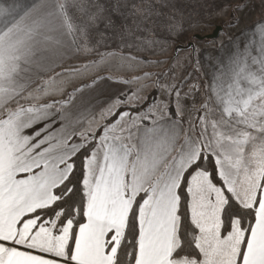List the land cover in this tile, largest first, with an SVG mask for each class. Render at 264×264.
Segmentation results:
<instances>
[{"label":"snow or ice","instance_id":"1","mask_svg":"<svg viewBox=\"0 0 264 264\" xmlns=\"http://www.w3.org/2000/svg\"><path fill=\"white\" fill-rule=\"evenodd\" d=\"M92 7H0V264H264V25L198 106L149 72L103 107L49 100L53 61L91 51Z\"/></svg>","mask_w":264,"mask_h":264},{"label":"rangeland","instance_id":"2","mask_svg":"<svg viewBox=\"0 0 264 264\" xmlns=\"http://www.w3.org/2000/svg\"><path fill=\"white\" fill-rule=\"evenodd\" d=\"M88 3L93 5L91 12L97 13L96 21L88 28L87 40L91 51H79L76 61L64 64L52 75L56 77V85L63 87L64 91L49 98L66 99L74 89L99 79L118 86L123 95L142 84H150L149 81L133 80V77L149 72L154 74L152 81L175 76L177 82H184L183 91L197 86L191 92L190 100L194 99L198 106L206 92L199 68L201 51L214 45V42L231 38L236 32L264 18V0H222L220 3L214 2L215 6L201 2L193 13H189L186 9L188 6H185L177 19L167 10L161 23L152 19L158 18L159 11L164 9L163 5H155L156 0H119L114 4V9H110L112 4L107 0H88ZM133 5L139 11H135ZM104 7L109 9V13ZM137 13L145 15L142 18ZM75 15L78 23L86 19L78 13ZM148 17L151 18L145 20ZM217 24L223 25L220 37L210 41L194 39V51L192 48L177 49L179 45H186L192 40L194 33L211 32ZM112 52L121 55L106 56L100 61L101 54ZM129 57L136 59L130 60ZM97 61L99 63H94ZM74 69H80V74H73ZM57 73L63 75L56 76ZM151 92V86L145 89V94Z\"/></svg>","mask_w":264,"mask_h":264},{"label":"crops","instance_id":"3","mask_svg":"<svg viewBox=\"0 0 264 264\" xmlns=\"http://www.w3.org/2000/svg\"><path fill=\"white\" fill-rule=\"evenodd\" d=\"M37 0H0V7L12 8L15 7L17 10L24 9L28 10ZM258 25H264V18L255 21L251 25L245 27L244 29L236 32L231 38H226L221 42H214V45L206 47L201 51V57L199 60L200 72L203 76L205 86L209 82L210 75L213 71V67L221 60V58L226 57L229 53L233 51L234 46L239 43L241 48H243L244 43L248 37H251L252 33L256 30ZM260 34L257 33L256 40L259 41ZM220 37V36H219ZM79 52L75 50V46L70 48L68 51L63 52L62 58L53 61V66L49 71L43 76L44 80L52 77L64 64L72 61H76ZM103 80H98L95 84L90 83L84 87L82 93H76L77 98L83 103L100 104L102 107L106 106L104 101H111L116 96L122 94V90L115 86L113 83L109 85L104 83ZM80 88V89H81ZM49 100L58 98H47ZM99 108H97V112Z\"/></svg>","mask_w":264,"mask_h":264},{"label":"trees","instance_id":"4","mask_svg":"<svg viewBox=\"0 0 264 264\" xmlns=\"http://www.w3.org/2000/svg\"><path fill=\"white\" fill-rule=\"evenodd\" d=\"M107 1H109L110 2V4H112L111 5V7H110V9H114V4L116 3V1H118L119 2V0H107ZM111 1H112V3H111ZM145 1H147V0H145ZM222 0H220V2H221ZM201 2H203V3H207V5H214L215 6V3L214 2H216V3H220L219 2V0H156V6L157 7H160V6H164V9L163 10H161V11H159V13H158V18H152L154 21H158L159 23H161V21H163V19H164V15L167 13V10L170 12H172V15L177 19V18H179V15H182V11H184L183 10V8L185 7V6H188L186 9H187V11L189 12V13H193V11L195 12V9H197L198 7H200V6H197L199 3H201ZM209 3V4H208ZM170 4V5H169ZM162 6V7H163ZM197 7V8H196ZM170 8V9H169ZM104 9H105V11L106 12H108L109 13V9L107 8V7H104ZM207 9V8H206ZM155 11V10H154ZM149 12V11H148ZM134 13V12H133ZM145 13H147V12H145ZM145 13H144V15H145ZM138 14V13H137ZM138 15H140V17H142V16H144V15H142V14H138ZM134 16V15H133ZM152 17V16H151ZM151 17H148V18H146L145 20H149ZM143 18V17H142ZM115 21V20H114ZM180 24V23H179ZM178 25V24H177ZM88 84V83H87ZM87 84H85V85H87ZM152 94H155L154 92H151Z\"/></svg>","mask_w":264,"mask_h":264},{"label":"water","instance_id":"5","mask_svg":"<svg viewBox=\"0 0 264 264\" xmlns=\"http://www.w3.org/2000/svg\"><path fill=\"white\" fill-rule=\"evenodd\" d=\"M223 29V25L222 24H217L214 29L211 32L208 33H194L192 36V40H190L186 45H179L177 47V49L179 48H183V49H188V48H192L193 51L196 49L195 46V42L194 39L197 40H206V41H210L212 39H215L219 36L220 32Z\"/></svg>","mask_w":264,"mask_h":264}]
</instances>
